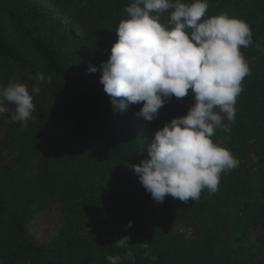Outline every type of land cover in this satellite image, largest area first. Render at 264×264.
Listing matches in <instances>:
<instances>
[{
    "label": "trees",
    "instance_id": "trees-1",
    "mask_svg": "<svg viewBox=\"0 0 264 264\" xmlns=\"http://www.w3.org/2000/svg\"><path fill=\"white\" fill-rule=\"evenodd\" d=\"M134 2L0 0V87L22 80L35 106L26 126L14 122L0 139V264H108L106 257L117 254L120 264H133V257L134 264H264V238L250 240L264 218V190L252 186L247 163L255 154L264 175V0H208L202 21L226 13L250 26L253 42L240 48L250 74L241 82L234 121L221 113L230 131L217 127L211 137L239 164L220 174L216 192L205 188L187 203L170 195L154 201L130 165L149 158L157 130L187 114L191 90L172 97L138 133L130 124L142 102L114 112L100 71L87 72L108 59ZM171 11L150 15L164 26ZM76 23L79 36L71 28ZM37 73L51 83L39 82ZM52 204L62 207L63 226L41 245L30 223ZM178 225L193 234L176 233ZM123 236L130 237L128 249L116 247Z\"/></svg>",
    "mask_w": 264,
    "mask_h": 264
},
{
    "label": "clouds",
    "instance_id": "clouds-1",
    "mask_svg": "<svg viewBox=\"0 0 264 264\" xmlns=\"http://www.w3.org/2000/svg\"><path fill=\"white\" fill-rule=\"evenodd\" d=\"M208 6V0H135L126 8L129 18L118 25L108 59L99 69L93 65L87 69L88 73L100 71V83L114 112L142 102L136 115L146 121L154 120L172 97L184 98L191 90L194 103L187 114L157 130L148 147L149 158L130 165L158 203L168 195L185 203L195 201L205 188L214 193L220 174L239 164L211 137L217 127L230 131L221 113L234 121L241 82L250 74L240 48L252 44V31L246 22L226 13L202 21ZM170 9L168 26L150 15ZM186 29H191L190 34ZM51 79L37 73L39 82L51 83ZM40 90L33 87L31 92ZM34 112L33 95L26 85L12 82L0 87V118L8 114L13 122L26 126ZM131 227L129 221L126 228ZM129 239L115 240L116 247L128 249ZM127 255L133 257L131 250ZM106 260L120 264L121 256L109 255Z\"/></svg>",
    "mask_w": 264,
    "mask_h": 264
},
{
    "label": "rangeland",
    "instance_id": "rangeland-1",
    "mask_svg": "<svg viewBox=\"0 0 264 264\" xmlns=\"http://www.w3.org/2000/svg\"><path fill=\"white\" fill-rule=\"evenodd\" d=\"M85 2L86 0H76V2ZM84 3L82 4V6ZM166 11H159V15L164 14ZM164 26H168V21L165 19ZM171 27V26H170ZM3 28L6 30L7 35L10 37L15 36V32L13 28H8L5 21H3ZM72 30L79 36L82 34L81 31V24L76 23L71 25ZM254 58L258 59V56H255ZM19 82L21 84L22 80L20 79H13L9 82ZM8 86V85H7ZM10 110L14 111L13 105H8ZM219 112V109H218ZM160 117V111L158 113V116L156 118ZM153 121V120H152ZM152 121H146L142 117H138L135 119L130 125L132 129L135 132L142 133L146 129V127L149 126V124L152 123ZM13 120L11 119L10 115L5 114L3 118H0V139H3L6 136L7 130L12 125ZM156 130V129H155ZM250 143H253L251 141ZM151 144H149L150 146ZM257 156L254 154L252 155L251 159L248 160V165L251 168V176L255 178V181L252 186L254 189L257 190H264V175L263 172L260 171V165L257 164ZM63 220H64V212L61 206L57 204H52L48 207H46L43 210L37 211L35 216L32 218L30 223V236L39 244L46 245L49 243V241L59 233L60 229L63 226ZM159 222H162L163 227L165 226L164 219H160ZM165 228V227H164ZM174 231L183 237H189L191 234H193V231L191 228H185L182 225H178V227H175ZM173 232V233H175ZM250 240L254 239H263L264 238V218L260 221V224L258 228L250 234Z\"/></svg>",
    "mask_w": 264,
    "mask_h": 264
}]
</instances>
